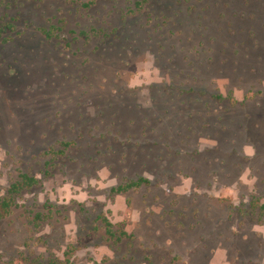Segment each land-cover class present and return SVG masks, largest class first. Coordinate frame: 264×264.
I'll use <instances>...</instances> for the list:
<instances>
[{"label": "rangeland", "instance_id": "rangeland-1", "mask_svg": "<svg viewBox=\"0 0 264 264\" xmlns=\"http://www.w3.org/2000/svg\"><path fill=\"white\" fill-rule=\"evenodd\" d=\"M7 21L0 197L39 183L0 264H264V0H0Z\"/></svg>", "mask_w": 264, "mask_h": 264}, {"label": "trees", "instance_id": "trees-1", "mask_svg": "<svg viewBox=\"0 0 264 264\" xmlns=\"http://www.w3.org/2000/svg\"><path fill=\"white\" fill-rule=\"evenodd\" d=\"M15 24L12 21H7V22H2L0 23V44L5 43L8 41V36L12 30H15ZM95 31V30H94ZM102 31V30H100ZM99 31V32H100ZM48 36H52L50 31H45ZM82 35H87L88 33L86 31L81 32ZM148 179L146 178H138L134 180H130L126 184H121L116 188H113L114 192L118 193H124L129 191L132 188H136L141 186L143 183H149ZM39 183L38 178L35 176H31L26 173H22L20 175V178L16 180L10 188L8 189V193L5 197H0V217H5L11 212V208L13 204L15 203L16 199L18 196L26 189H30L37 185ZM104 222L107 226V232L110 235V237L115 238L116 242L121 241L122 238L127 234L126 232L122 231L120 235H118L114 230H113V224L108 220L104 219ZM69 261V260H68ZM7 264H14L13 262L7 263ZM30 264H47L42 262L41 259L38 260H30ZM48 264H58L57 262H51Z\"/></svg>", "mask_w": 264, "mask_h": 264}]
</instances>
